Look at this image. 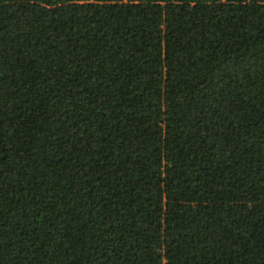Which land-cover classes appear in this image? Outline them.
I'll return each instance as SVG.
<instances>
[{"label":"trees","instance_id":"1","mask_svg":"<svg viewBox=\"0 0 264 264\" xmlns=\"http://www.w3.org/2000/svg\"><path fill=\"white\" fill-rule=\"evenodd\" d=\"M0 264H264V0H0Z\"/></svg>","mask_w":264,"mask_h":264}]
</instances>
